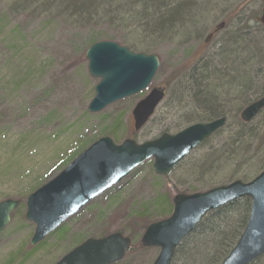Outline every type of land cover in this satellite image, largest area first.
<instances>
[{"label":"rangeland","instance_id":"rangeland-1","mask_svg":"<svg viewBox=\"0 0 264 264\" xmlns=\"http://www.w3.org/2000/svg\"><path fill=\"white\" fill-rule=\"evenodd\" d=\"M196 2L207 6L209 16L203 24L200 22L202 28L198 33L184 39L163 37L148 45L149 53L159 60L148 89L90 113L87 106L98 79L88 73L85 50L97 41H113L135 51L124 42L123 29L106 21L78 23L47 12L18 11L8 0H0V201L20 200L0 233V264H54L84 239L95 237L100 227L106 229V234L120 230L132 239L134 249L114 264L152 263L158 249L140 245L141 233L131 234V218L142 210L155 220L166 218L175 194L206 190L186 171L191 161L198 160L211 148L221 147L227 141L225 135L210 138L166 176L153 173L152 159L144 161L68 219L63 233H50L36 245L30 244L34 225L24 218L25 199L97 138L109 136L116 143L131 138L140 143L162 132L175 133L195 122H183L186 116L197 114L190 105H185L190 97L181 98L180 103L172 99L175 89L188 85L182 76L196 61L214 52L226 36L234 35V28H246L255 36L264 34V22H259L264 0ZM196 16H205L204 11L199 10ZM154 86L164 87L167 95L149 121L135 132L131 110ZM251 91L246 104L244 98L227 107L232 115L227 116L226 125L234 126V114L240 120L241 110L258 97ZM116 118L120 124L114 133L111 125ZM247 123L263 128L250 152L249 166H255L251 175H256L264 164L259 162L264 154V115ZM238 143L236 140L233 147ZM244 166L239 168L241 172L249 167ZM234 177L243 176L237 173ZM218 179L219 176L212 181ZM251 264H264V255Z\"/></svg>","mask_w":264,"mask_h":264},{"label":"water","instance_id":"water-1","mask_svg":"<svg viewBox=\"0 0 264 264\" xmlns=\"http://www.w3.org/2000/svg\"><path fill=\"white\" fill-rule=\"evenodd\" d=\"M85 58L89 75L99 79L87 106L91 113L146 89L159 65L155 55L132 52L112 41L93 43L86 49ZM164 95L163 88L153 87L135 103L131 110L134 131L147 122ZM263 108L264 96L246 105L240 118L249 122ZM224 123L223 117L197 122L174 134L164 132L141 143L130 138L115 143L108 136L95 140L58 174L27 196L24 217L34 224L30 244L36 245L43 240L145 160L153 159L155 175H167ZM244 197L250 200L246 225L220 264H249L264 254V168L247 182L234 180L201 192L175 194L171 214L150 223L140 237V244L159 249L152 264H171L177 246L207 213ZM18 204L14 199L0 201V233ZM130 245L129 237L112 232L101 238L84 240L54 264H113L124 257Z\"/></svg>","mask_w":264,"mask_h":264},{"label":"trees","instance_id":"trees-1","mask_svg":"<svg viewBox=\"0 0 264 264\" xmlns=\"http://www.w3.org/2000/svg\"><path fill=\"white\" fill-rule=\"evenodd\" d=\"M8 1L15 10H27L31 13L47 12L50 15L63 16L70 22L106 21L123 29L125 32L123 40L133 50H139L136 52L149 50L145 53L150 52L148 46L150 43L159 41L163 37L179 36L184 39L193 33H198L203 22L209 17L208 10L205 9L207 6L197 4V0ZM201 9L205 16L197 17ZM234 29L232 32L234 35L226 36L214 52L196 61L190 71L182 76L188 83L186 88H177L173 91L172 99L180 103L181 98L190 97L185 105H190L197 112L196 115L191 114L183 118V122H207L220 117H224L227 121L229 115H232L229 113L231 109L228 110L227 107L234 106L231 105L233 101L238 102L245 98L243 104H246V96L253 89L254 95H258L257 98L264 96V54L262 53V57L260 55L264 51V34L255 36L249 34L246 28ZM182 31L185 33L183 34ZM263 115L264 109L256 117L260 118ZM235 118L236 120L232 122L234 126L226 125L225 122L221 129L195 149L204 146L215 135L227 137V141L221 147L211 148L198 160L191 161V166L186 171L187 175L194 177L203 188L208 189L239 178L250 180L255 176L251 175L255 166H249V162L252 161L249 160L250 152L254 146L253 142L257 143L258 132L263 128L244 123L234 114L233 119ZM119 124L120 120L116 118L111 125L114 133ZM236 140L240 143L237 147H233ZM262 142H264V134ZM262 157L259 162L264 163V154ZM241 165L249 167L241 172L239 169ZM263 167L264 164L259 171ZM237 173L243 177L233 178ZM217 176H219L218 181H212ZM249 208L250 200L241 198L208 213L196 229L176 248L172 264H219L241 234L248 218ZM144 214L145 210H142L131 218L132 235L142 233L149 223L156 221L153 215ZM97 230L95 237L106 234L104 227ZM58 231L60 234L63 233V226ZM133 249L131 247L129 252Z\"/></svg>","mask_w":264,"mask_h":264}]
</instances>
